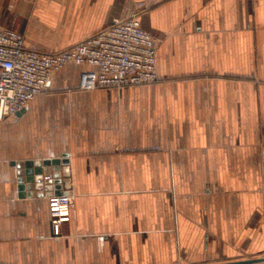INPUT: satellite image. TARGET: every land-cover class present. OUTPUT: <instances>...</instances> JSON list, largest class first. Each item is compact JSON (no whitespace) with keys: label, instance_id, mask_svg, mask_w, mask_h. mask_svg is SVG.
<instances>
[{"label":"crops","instance_id":"crops-1","mask_svg":"<svg viewBox=\"0 0 264 264\" xmlns=\"http://www.w3.org/2000/svg\"><path fill=\"white\" fill-rule=\"evenodd\" d=\"M136 3L161 83L82 91L93 68L69 65L0 124V264L264 258V0H0V25L58 53ZM63 155L72 217L53 239L49 197L21 198L18 173Z\"/></svg>","mask_w":264,"mask_h":264},{"label":"built area","instance_id":"built-area-1","mask_svg":"<svg viewBox=\"0 0 264 264\" xmlns=\"http://www.w3.org/2000/svg\"><path fill=\"white\" fill-rule=\"evenodd\" d=\"M13 9L11 5L9 10ZM147 10L146 4L136 3L125 18L113 20L95 36L58 53L32 51L23 34L0 25V124L49 94L53 76L69 65L93 68L81 76L82 91H122L161 83L158 40L140 22ZM72 205L73 197L68 195L48 198L53 239L61 238L64 226L71 222Z\"/></svg>","mask_w":264,"mask_h":264},{"label":"water","instance_id":"water-1","mask_svg":"<svg viewBox=\"0 0 264 264\" xmlns=\"http://www.w3.org/2000/svg\"><path fill=\"white\" fill-rule=\"evenodd\" d=\"M69 165L68 155L61 159L29 161L21 168L18 178V187L21 198H43L53 195H69ZM226 264H264V258L246 260Z\"/></svg>","mask_w":264,"mask_h":264}]
</instances>
